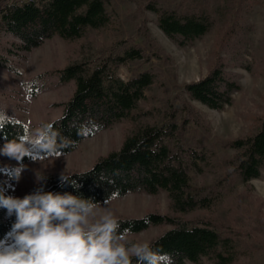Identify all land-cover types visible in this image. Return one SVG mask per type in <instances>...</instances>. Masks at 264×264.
<instances>
[{"label":"rangeland","instance_id":"obj_1","mask_svg":"<svg viewBox=\"0 0 264 264\" xmlns=\"http://www.w3.org/2000/svg\"><path fill=\"white\" fill-rule=\"evenodd\" d=\"M151 4L179 13L205 12L211 15L213 26L203 37L182 43L181 36L169 37L160 29L157 13L149 9ZM107 7L110 24L89 29L78 40L53 35L30 50L11 45L14 51L5 53L7 66H0V105L39 135L44 124L63 115L65 103L75 90L74 82L58 80L56 70L124 47L141 48L143 59L119 68L123 79L145 70L155 76L146 99L139 104L152 115L140 122H161L174 109L180 110L179 122L188 120L185 144L204 149L209 157L202 171L191 172L192 187L215 197L209 208L178 214L165 192L136 189L112 198L107 205L97 203V214H103L105 208L115 218H140L156 212L191 224H209L237 240L240 256L235 264H264V169L260 178L248 182L236 177L225 179L232 170L228 162L236 155L229 142L253 134L264 116V0H108ZM12 39L21 42L19 37L8 38ZM217 65L240 85L232 94V103L223 109L210 108L185 91L187 84L202 80ZM84 122L93 133L65 154H29L18 162L3 153L6 143L0 140V179L9 185V196L23 198L41 183L37 176H65L90 169L100 157L120 149L128 128L133 126L128 121L98 125L86 118ZM21 164L19 180L11 179L10 173ZM169 228L150 226L129 235L127 241L147 244Z\"/></svg>","mask_w":264,"mask_h":264},{"label":"trees","instance_id":"obj_2","mask_svg":"<svg viewBox=\"0 0 264 264\" xmlns=\"http://www.w3.org/2000/svg\"><path fill=\"white\" fill-rule=\"evenodd\" d=\"M107 1L0 0V66H7L9 58L5 53L14 51L11 45L30 50L53 35L72 41L82 38L89 29L106 28L111 22ZM149 9L157 13L160 29L169 37L181 36L182 43H192L203 37L213 26L211 15L205 12L179 13L158 9L155 4L149 5ZM10 36L19 37L21 42L8 40ZM144 56L139 47H124L102 57L74 61L54 72L61 83L75 84L63 115L41 127L40 133L45 132L49 139H54V151L33 144L40 133L34 134L28 125L0 105V140L6 144L23 142L30 154L42 156L65 154L76 149L85 136L93 133L84 122L86 118L98 125L124 121L133 125L128 128L121 148L100 157L90 169L65 175L69 178L65 183L61 182L62 175L43 174L41 183L31 188L27 195L42 188L44 192H69L101 203L136 189L151 193L161 190L167 194L175 213L186 214L210 207L215 196L192 187L191 172L202 171L209 157L204 149L185 144L188 120L179 122L180 110L174 109L171 116L161 122H140L152 115L151 111L141 110L139 104L146 99L155 76L149 70L127 79L119 75L121 66ZM239 89V83L221 65L212 68L202 80L185 86L192 99L213 109H223L231 104L232 94ZM29 91L33 92L34 88ZM228 145L236 155L228 162L232 170L229 177H225L226 181L230 177L243 182L260 178L264 169V116L257 131L234 139ZM8 188L7 182L0 179V192L9 196ZM116 219L120 231L130 229L129 235L150 226L170 227L147 244L154 251L168 254L178 264L184 261L235 264L240 256L237 240L209 224H191L180 217L156 212L140 218ZM14 222L15 215L9 217L7 209L0 207V241L7 238ZM132 264H136L135 258Z\"/></svg>","mask_w":264,"mask_h":264},{"label":"clouds","instance_id":"obj_3","mask_svg":"<svg viewBox=\"0 0 264 264\" xmlns=\"http://www.w3.org/2000/svg\"><path fill=\"white\" fill-rule=\"evenodd\" d=\"M33 144L55 150L54 139L45 132ZM2 151L18 162L30 154L23 142L15 141ZM23 167L15 168L10 178L18 181ZM68 179L62 175L61 182ZM0 207L7 209L9 217L15 215L7 233L10 242L0 241V264H132L133 258L136 264H173L168 254L154 251L149 244L121 243L127 241L130 229L120 231L108 208L98 215L100 206L91 199L40 188L23 198L0 192Z\"/></svg>","mask_w":264,"mask_h":264}]
</instances>
